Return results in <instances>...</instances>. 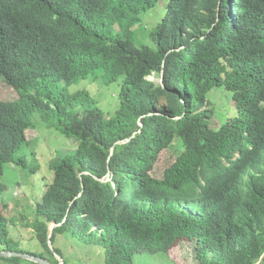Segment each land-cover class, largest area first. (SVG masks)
Listing matches in <instances>:
<instances>
[{
  "label": "trees",
  "instance_id": "obj_1",
  "mask_svg": "<svg viewBox=\"0 0 264 264\" xmlns=\"http://www.w3.org/2000/svg\"><path fill=\"white\" fill-rule=\"evenodd\" d=\"M158 1L0 0V81L17 94L0 100V176L5 164L27 166L21 151L38 113L77 141L35 204L31 229L45 252L61 258L54 243L68 233L101 248L103 264L183 241L198 264H264V0H167L155 48L137 46L130 29ZM121 77L112 116L85 90L69 91ZM215 87L231 93L234 113L212 127ZM9 225L0 209V251L22 252Z\"/></svg>",
  "mask_w": 264,
  "mask_h": 264
},
{
  "label": "rangeland",
  "instance_id": "obj_2",
  "mask_svg": "<svg viewBox=\"0 0 264 264\" xmlns=\"http://www.w3.org/2000/svg\"><path fill=\"white\" fill-rule=\"evenodd\" d=\"M167 0H159L156 5L141 14L139 21L130 29L131 39L137 46L155 48L150 36L160 24L165 14ZM157 84L161 83L158 75L147 78ZM122 77L111 84L105 85L101 80H81L77 85L69 88L70 92L83 89L88 92L101 107L107 116H112L118 106L117 94ZM17 94L0 81V100L13 101ZM208 108H211L210 124L216 127L225 121L226 117L234 113L231 93L222 87L213 88L207 95ZM31 126L26 131L28 145L21 155L25 158L26 167L13 163L3 166L0 183L5 184L6 190L0 196V209L10 220L9 237L18 243L22 253H44L47 259L58 261L61 258L67 264H103V250L99 247L86 245L68 233L58 234L54 246L58 249L61 258L45 252L34 237L31 225L37 219L35 204L52 180L51 166L61 157L76 149L77 141L67 138L55 128H49L38 113L30 118ZM175 148L164 150L157 158L150 174L161 179L168 163L175 158ZM1 249V247H0ZM14 262L0 261V264H35L23 259ZM134 264H198L195 259L194 243L180 242L173 246L167 253L144 254L134 256Z\"/></svg>",
  "mask_w": 264,
  "mask_h": 264
},
{
  "label": "water",
  "instance_id": "obj_3",
  "mask_svg": "<svg viewBox=\"0 0 264 264\" xmlns=\"http://www.w3.org/2000/svg\"><path fill=\"white\" fill-rule=\"evenodd\" d=\"M59 226L56 223L52 222L49 224L48 229H49V234H48V246L49 248L52 250L51 248V244H50V238L52 236L53 233V229ZM0 258L3 259H11V258H17V259H23V260H27V261H31L35 264H50L46 259L41 258V257H37L28 253H22V252H7V251H0Z\"/></svg>",
  "mask_w": 264,
  "mask_h": 264
}]
</instances>
